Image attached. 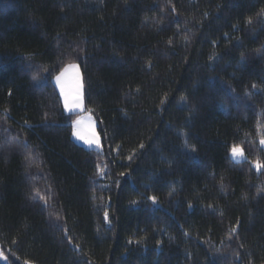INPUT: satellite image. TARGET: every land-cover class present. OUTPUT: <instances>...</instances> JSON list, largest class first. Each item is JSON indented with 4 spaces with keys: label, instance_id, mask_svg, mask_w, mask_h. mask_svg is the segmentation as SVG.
Returning <instances> with one entry per match:
<instances>
[{
    "label": "trees",
    "instance_id": "trees-1",
    "mask_svg": "<svg viewBox=\"0 0 264 264\" xmlns=\"http://www.w3.org/2000/svg\"><path fill=\"white\" fill-rule=\"evenodd\" d=\"M262 138L264 0H0V264H264Z\"/></svg>",
    "mask_w": 264,
    "mask_h": 264
},
{
    "label": "rangeland",
    "instance_id": "rangeland-1",
    "mask_svg": "<svg viewBox=\"0 0 264 264\" xmlns=\"http://www.w3.org/2000/svg\"><path fill=\"white\" fill-rule=\"evenodd\" d=\"M57 77H60L59 82H57V79H56ZM54 83L60 92V95L63 100L64 108L67 112H84L86 108L85 101H84V84H83L81 69L78 63L68 64L62 70V72L54 78ZM66 100H67V105H68L67 107L65 106ZM77 101H78L79 106H77ZM75 125H76L77 130L81 128L80 130L83 135L85 134L86 129L89 130V133H88L89 135H87L89 139L97 138V140L99 139L100 141V136L98 134V131L96 130L95 125L91 121H89L88 118H84V120H81ZM90 132L92 133V136ZM230 155H231V152H230ZM245 157L246 155L244 153V157L241 158L240 160L244 159ZM2 261L7 263V261H5L3 257H2Z\"/></svg>",
    "mask_w": 264,
    "mask_h": 264
},
{
    "label": "snow or ice",
    "instance_id": "snow-or-ice-1",
    "mask_svg": "<svg viewBox=\"0 0 264 264\" xmlns=\"http://www.w3.org/2000/svg\"><path fill=\"white\" fill-rule=\"evenodd\" d=\"M56 79H57V82H59L60 77H57ZM253 87H255V85H253ZM65 106H66V107L68 106V105H67V100L65 101ZM77 106H79V105H78V101H77ZM73 135H78V134L74 132ZM80 138L83 139V137H80ZM86 143H88L89 145H91V144H93V143H96V146L99 147V143H98V141H91V140H88V141H86ZM260 143H261L262 145H264V138L261 139ZM141 147H143V145H141ZM192 151H195V149L193 148ZM231 155H232V158H233L234 160L239 161L241 158L244 157L243 149H242L241 147L237 146V145H234V146L232 147V149H231ZM131 159H132V157H129V160H131ZM255 167H256L257 169L264 168V164H262L261 162L257 161V162L255 163ZM101 171H102V170H101ZM150 199L153 201V203L156 202V197L153 196V197H151ZM45 203H46V202H45ZM107 218H108V213L105 212V219L107 220ZM235 231H236V229L233 228V232H235Z\"/></svg>",
    "mask_w": 264,
    "mask_h": 264
},
{
    "label": "crops",
    "instance_id": "crops-1",
    "mask_svg": "<svg viewBox=\"0 0 264 264\" xmlns=\"http://www.w3.org/2000/svg\"><path fill=\"white\" fill-rule=\"evenodd\" d=\"M81 118V119H80ZM84 118H88L89 121H91L95 127H96V130H97V125H96V121L94 119V117L92 116V114H90L89 112H85L83 114H81L74 122V132L77 133L78 135H74V138L76 139L77 142H79L80 144L84 145V146H87V147H93V148H99L100 147V144H101V141H99V139L97 140V138H90L87 136L89 135V130H87L86 128V132L85 134L83 135L82 132H81V128L80 129H76V125L78 122H80L81 120H84ZM80 119V120H79ZM78 120V121H77ZM91 136H92V133L90 132ZM80 137H83V139H81ZM88 140H91V141H98L99 143V147L96 146V143H93L91 145H89L88 143H86V141Z\"/></svg>",
    "mask_w": 264,
    "mask_h": 264
}]
</instances>
